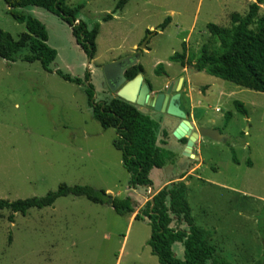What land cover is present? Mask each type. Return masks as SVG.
<instances>
[{"label": "rangeland", "instance_id": "rangeland-1", "mask_svg": "<svg viewBox=\"0 0 264 264\" xmlns=\"http://www.w3.org/2000/svg\"><path fill=\"white\" fill-rule=\"evenodd\" d=\"M119 1L65 0L69 7L83 4L77 19L88 29L99 25L92 59L58 16L35 6L17 10L45 26L47 43L57 56L51 73L38 61L0 58V199L43 196L61 183L89 185L112 197H131L137 213L162 183L187 171L185 160L194 165V159L182 155L184 145L169 134L165 148L174 160L150 171L153 190L129 188L130 175L112 145L115 129H104L93 118L86 84L76 85L55 73L83 79L89 72L94 99L109 101L112 92L103 85L98 67L138 55L152 92H163L183 77L182 107L192 96L199 124L226 136L225 141L201 137L194 143L201 165L184 181L194 223L212 231L211 244L219 257L231 264H264V93L169 62L173 53L181 52L182 43L188 55H198L208 40V23L229 27L231 14L244 15L256 0H128L121 9ZM108 14L111 19L104 21ZM263 15L264 1L258 10ZM166 18L170 20L162 29ZM0 29L14 39L26 30L3 0ZM159 63L165 71L161 75L154 71ZM236 100L244 104L246 115L236 111ZM149 113L168 132L179 123L165 113ZM227 113L232 116L226 123ZM9 214L0 210V264H160L147 244L148 220H131L130 213L120 215L107 204L65 196L25 216L15 213L13 222ZM170 225L186 228L174 216ZM173 249L182 259V244L175 243Z\"/></svg>", "mask_w": 264, "mask_h": 264}, {"label": "trees", "instance_id": "trees-1", "mask_svg": "<svg viewBox=\"0 0 264 264\" xmlns=\"http://www.w3.org/2000/svg\"><path fill=\"white\" fill-rule=\"evenodd\" d=\"M13 19L25 25V31L17 39L10 33L0 29V58L6 62L17 60L32 63L38 61L46 72H53L50 64L57 56V51L48 45V34L45 26L35 17L17 11L18 9L35 6L61 18L71 29L75 42L81 47L86 56L92 59L96 52L95 37L99 25L88 29L86 24L77 19L83 4L73 7L66 5L65 0H3ZM128 0H120L118 8ZM264 0H256L248 6L244 15L233 13L230 16V26L222 27L208 23L206 30L208 40L198 55H188L185 44L181 52H175L169 57V62L179 63L182 67L190 66L193 71L205 72L236 85L264 93V15L258 16L259 5ZM111 19V15L102 18ZM170 18L161 24L164 29ZM253 26V27H252ZM252 27V28H251ZM155 73L161 75L164 68L161 63L155 67ZM140 64L128 69L125 73L127 80L142 73ZM55 73L63 80L76 85H85V93L92 116L102 128H114L116 137L112 142L115 149L121 153V163L129 173V188L152 187L149 173L153 168H163L174 160V154L165 148L169 132L160 129V124L150 115L141 112L135 105L119 97L109 101H96L94 87L89 82L90 73L84 78L72 77L56 70ZM149 87V81L146 80ZM237 112L246 115L247 110L240 101L233 102ZM232 114L227 113V123ZM161 132V136L158 132ZM182 145L187 138L178 140ZM236 163V159H234ZM250 166L251 162H247ZM185 172L159 189L148 200L134 219H147L150 226V236L147 241L152 254L160 264H231L217 255L211 244L212 231L194 223L190 207L186 200V184L181 178ZM84 197L95 204L110 205L120 215L134 213V201L129 196L124 198L112 197L103 189H95L89 185L69 186L61 183L54 191L43 196L16 199L13 201L0 199V210H8V221L13 222L15 213L25 216L32 208L50 207L61 197ZM172 216L182 220L186 228L172 227ZM181 243L183 258H176L173 245Z\"/></svg>", "mask_w": 264, "mask_h": 264}, {"label": "water", "instance_id": "water-1", "mask_svg": "<svg viewBox=\"0 0 264 264\" xmlns=\"http://www.w3.org/2000/svg\"><path fill=\"white\" fill-rule=\"evenodd\" d=\"M142 48H145V44L142 45ZM137 61L138 55H134L114 60L100 67L109 90L116 97L135 106L150 108L178 118L179 123L170 134L176 140L187 138L182 151V155L186 158L198 160V156L192 153V147L201 137H207L214 141L226 140V136L221 134L219 129L195 127L190 123L188 115L180 108V90L183 77L170 82L163 92H152L142 73H138L133 79L127 80L125 77L126 71L135 66ZM149 189L150 192L153 190L152 187H149ZM149 200L153 202L152 197Z\"/></svg>", "mask_w": 264, "mask_h": 264}, {"label": "crops", "instance_id": "crops-1", "mask_svg": "<svg viewBox=\"0 0 264 264\" xmlns=\"http://www.w3.org/2000/svg\"><path fill=\"white\" fill-rule=\"evenodd\" d=\"M128 57H132V55L131 56H128ZM119 59V58H118ZM137 64H139L138 63V61H137ZM150 89H151V87H150ZM155 92H161V91H159V90H155ZM110 98H113V95L111 94V97ZM140 111H142L143 113H145V114H148V115H150V113H149V111H150V108L148 109V108H141V107H139V106H136ZM180 108H182L185 112H186V114L188 115V120L190 121V123L193 125V126H195V127H202L200 124H199V121H198V118L196 117V109H197V105L194 103V101H193V97L191 96L190 98H189V100L188 101H186V104L185 105H183V107H182V104H180ZM170 131L171 130H169V134H170ZM200 139V138H199ZM198 139V140H199ZM198 140L196 141V143H198ZM183 149V148H182ZM194 149H195V152H194ZM192 153L193 154H195V155H197L198 156V160H194L195 161V163H194V165H190V160H185V164H186V167H187V171H185V175L183 176V178H181V180H183V181H185V180H187L186 179V177H192V175H193V173L199 168V166L201 165V153H200V150L198 149H196V146H194L193 145V147H192ZM149 176H150V173H149ZM180 176V175H179ZM150 178V177H149ZM177 179V177L176 178H173V179H169V180H167V181H165L164 183H162L154 192L156 193L159 189H161L163 186H165L166 184H168L169 182H171V181H173V180H176ZM151 181H152V179H151ZM152 183H153V181H152ZM153 188V187H152ZM133 189H135V188H133ZM152 197V196H151ZM150 199V198H149ZM146 203V202H145ZM135 212L134 213H132L131 214V220L132 219H134V217H135Z\"/></svg>", "mask_w": 264, "mask_h": 264}, {"label": "flooded vegetation", "instance_id": "flooded-vegetation-1", "mask_svg": "<svg viewBox=\"0 0 264 264\" xmlns=\"http://www.w3.org/2000/svg\"><path fill=\"white\" fill-rule=\"evenodd\" d=\"M100 67H101V66L98 67L99 70H100ZM100 72H101L102 77H103V85H105V86L108 88V86H107V84H106V81H105V78H104V76H103L102 70H100ZM108 89H109V88H108ZM165 89H166V88H165ZM164 91H165V90H164ZM112 94H114V93L112 92Z\"/></svg>", "mask_w": 264, "mask_h": 264}]
</instances>
